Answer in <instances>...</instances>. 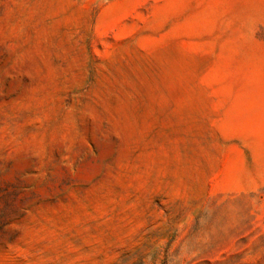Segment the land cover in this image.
<instances>
[{
    "label": "rangeland",
    "instance_id": "1",
    "mask_svg": "<svg viewBox=\"0 0 264 264\" xmlns=\"http://www.w3.org/2000/svg\"><path fill=\"white\" fill-rule=\"evenodd\" d=\"M0 264H264V0H0Z\"/></svg>",
    "mask_w": 264,
    "mask_h": 264
}]
</instances>
